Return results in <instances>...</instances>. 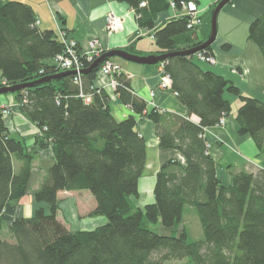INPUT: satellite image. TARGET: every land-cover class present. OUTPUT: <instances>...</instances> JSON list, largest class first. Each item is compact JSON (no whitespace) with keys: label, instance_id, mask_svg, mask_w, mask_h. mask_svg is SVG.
Instances as JSON below:
<instances>
[{"label":"trees","instance_id":"16d2710c","mask_svg":"<svg viewBox=\"0 0 264 264\" xmlns=\"http://www.w3.org/2000/svg\"><path fill=\"white\" fill-rule=\"evenodd\" d=\"M114 1L126 4L138 26L148 32L156 48L151 55L185 51L205 42L193 39L195 30L186 28L187 17H174L155 27L157 16L169 10L168 0ZM36 22L28 4L0 0L4 81L0 87L30 84L64 72L49 63L63 52V43L53 32L40 30ZM248 39L264 58V16L249 24ZM228 48L223 46L225 51ZM124 51L142 56L133 46ZM199 52L213 56L211 46ZM92 62L83 61V70ZM160 64L187 117L147 111L123 72L116 76L114 90L123 105L153 123L159 148L174 150L184 160L159 169L154 203L142 209L134 208L129 199L138 194L146 142L136 131L135 118L117 121L107 93L92 88L101 64L80 77L83 93L91 95L90 103L79 96L80 89L73 83L76 75L6 94L15 98L20 113L37 127L34 146L49 150L52 162L32 193V215L12 220L7 227L12 241L3 240L5 211L26 195L36 152L10 135L0 108V264H165L183 259L190 264H264V169L253 174L229 166L232 182L223 185L203 137L206 129L230 114V103L224 98L229 93L240 101L235 114L238 135L249 136L264 153V103L202 70L193 55L173 56L155 66ZM191 116L199 122L191 121ZM13 159L21 164L17 171ZM60 191L89 192L96 202L89 215L102 216L106 223L91 231L69 230L57 219ZM187 208L198 220V239L184 225ZM156 223L167 232L149 228Z\"/></svg>","mask_w":264,"mask_h":264},{"label":"crops","instance_id":"0c3cea01","mask_svg":"<svg viewBox=\"0 0 264 264\" xmlns=\"http://www.w3.org/2000/svg\"><path fill=\"white\" fill-rule=\"evenodd\" d=\"M19 1L28 4L38 21L40 30H48L56 36L65 32L67 40H73L82 51H86L91 40L97 39L103 51L125 50L133 46L135 52L150 55L155 47L142 40L148 32L138 26L134 12L124 3L114 0H1ZM196 3L201 17V24L195 29L193 39L205 41L211 32V15L220 0H192ZM113 15L119 22L116 31L106 30V17ZM180 16V13L167 10L157 16L155 27L162 22ZM264 16V0H231L218 13L216 19V38L211 45L216 64L211 66L199 62L204 71H211L236 87L243 96L255 98L264 103V58L258 47L248 39V26L256 18ZM149 37V36H148ZM152 39V38H151ZM228 45V50L223 46ZM114 61V60H113ZM122 72L129 78L131 92L146 103L147 111L157 109L187 117V109L173 95L171 89L159 88L161 72L159 66L139 65L123 60H116ZM52 63V60L49 62ZM0 76V84H3ZM93 85H100L110 97V112L117 121L133 116L136 131L146 142V161L138 180V194L131 196L134 208L142 209L154 203L153 189L159 169L170 161L184 164L183 158L174 150H163L158 146L153 123L144 115L133 113L123 105L109 85L108 78L100 79ZM230 103L231 112L225 117L223 126H215L204 131L203 137L209 145L208 153L217 168V176L223 185H230L232 177L226 169L241 170L255 174L264 169V153L260 152L252 139L238 135L235 114L240 106L237 97L224 93ZM0 108L9 112L5 118L6 127L11 136L22 139L27 150L34 147L38 136L37 127L29 122L19 111L16 100L11 95L0 96ZM191 119V118H190ZM191 121H193L191 119ZM101 144V143H99ZM32 162L28 191L17 204L9 208L13 216H24V206H31L32 193L42 184L46 170L51 165L49 150H37ZM15 169V167H14ZM16 171V169H15ZM57 219L69 230L91 231L106 223L102 216L89 215L96 206L94 197L87 191H60L57 194ZM184 225L190 233L189 222L197 226L193 237H201L198 220L191 208L185 210ZM11 214V215H12ZM188 225V226H187ZM155 232L164 233L159 223L149 225ZM189 228V229H188ZM192 231V230H191Z\"/></svg>","mask_w":264,"mask_h":264},{"label":"built area","instance_id":"2783aa9c","mask_svg":"<svg viewBox=\"0 0 264 264\" xmlns=\"http://www.w3.org/2000/svg\"><path fill=\"white\" fill-rule=\"evenodd\" d=\"M169 3V10L175 11L180 13V16L187 17V26L186 28L188 30H195L200 24H201V17L199 14V9L196 5V3L192 0H182L179 3H176L173 0H168ZM141 6H144L142 3ZM106 30L108 32L116 31L119 28V22L118 19H116L113 15H108L106 17L105 21ZM38 24V21L36 22ZM147 32V31H146ZM148 34V33H147ZM59 38L61 42L64 45V50L61 54L57 55L55 58L52 59V65L56 68H58L60 71H76V76L73 79V83L79 87L80 94L79 96L86 102L90 103L91 101V95L85 94L82 91L81 86V74L79 73L81 70H83V61L92 62L94 59L98 58L100 55L104 53V51L101 49L100 43L97 39H93L89 42L88 48L86 51H77L78 45L73 40H67V35L65 32H61L59 34ZM194 59L198 62H202L208 65L213 66L215 64V58L213 56H208L204 54V52H197L193 54ZM159 70L161 72V81L159 84V88L161 89H171V80L167 74L164 73L163 65H159ZM122 72L119 64H117L112 59H108L101 63L100 68L98 70L96 79L94 81H97L99 84L100 79L102 78H108L109 79V85L115 90V87L117 86V80L116 76L119 75ZM92 88L96 91L103 90V87L99 85H93ZM173 95L176 97L177 94L173 92ZM7 115V111L3 110V118L5 120ZM191 119L194 123H198L199 120L195 116H191ZM225 122V116H223L218 124L217 127L223 126ZM207 148H209V145L207 144Z\"/></svg>","mask_w":264,"mask_h":264},{"label":"water","instance_id":"95a60500","mask_svg":"<svg viewBox=\"0 0 264 264\" xmlns=\"http://www.w3.org/2000/svg\"><path fill=\"white\" fill-rule=\"evenodd\" d=\"M231 0H220L216 6L214 7L213 11H212V15H211V32L210 35L208 37V39L205 40V42L201 45H198L192 49H188L185 51H176L173 53H166V54H162V55H134L131 53H128L126 51L123 50H111V51H106L104 52L102 55H100L98 58H96L91 66L85 70H81L79 73L81 75H86L87 73H89L93 68L97 67L98 65H100L102 62L111 59V58H118L120 60L126 61V62H130V63H134V64H139V65H155L159 62L165 61L170 57L173 56H188V55H193L203 49H205L208 46H211L212 43L215 41L216 38V31H217V27H216V19H217V15L219 13V11L230 2ZM76 71H64V72H60L57 75L54 76H46L43 78H40L39 80L30 83V84H21V85H14V86H4V87H0V95H6V94H12L15 93L17 91H21L24 89H28V88H32L36 85H41L44 83H48L54 79H56L59 76H69V75H75Z\"/></svg>","mask_w":264,"mask_h":264},{"label":"rangeland","instance_id":"374dc122","mask_svg":"<svg viewBox=\"0 0 264 264\" xmlns=\"http://www.w3.org/2000/svg\"><path fill=\"white\" fill-rule=\"evenodd\" d=\"M143 42H145L146 44H149L150 46H152L153 44H154V42H153V40L150 38V37H145L143 40H142ZM153 47H155L154 45H153ZM112 60H114V61H116V60H118V58H111ZM120 60V59H119ZM215 64H216V61H215ZM214 64V65H215ZM3 84H4V82H3ZM1 96V95H0ZM3 109V108H2ZM8 115H9V112L7 111V115H6V117H8ZM22 140V139H21ZM23 141V140H22ZM24 142V141H23ZM33 149H36V147L34 146L32 149H30V150H32L31 152L33 153H37V151H35V150H33ZM37 150H44V149H37ZM49 154H50V156H51V158H52V154H51V152L50 151H47ZM36 156V155H35ZM35 158V157H34ZM14 160V167H15V169H16V171L19 169V167H20V162H18V161H15V159H13ZM29 180H30V178H29ZM28 184H29V182H28ZM27 191H28V189H27ZM16 206H17V204H16ZM9 211V210H8ZM8 211H5V227H4V229H3V231H2V233H1V237H2V239L3 240H5V241H7V242H9V241H12V238L9 236V233H8V231H7V227L9 226V224H10V222L12 221V220H14L16 217L15 216H13V214L10 212V214L8 213ZM12 214V215H11ZM23 214H24V216L25 217H29V216H31L32 215V210H31V206L29 205H27V206H24V209H23ZM8 215H10V217H8ZM9 218V219H8ZM189 224V227L190 228H192V231L190 230V233H191V237H193V231H194V229L197 227V226H195V225H192L190 222L188 223ZM188 226V225H187ZM194 228V229H193ZM180 229V228H179ZM178 229V230H179ZM10 243V242H9ZM165 264H190V262L187 260V259H183V260H180V261H170V262H166Z\"/></svg>","mask_w":264,"mask_h":264}]
</instances>
